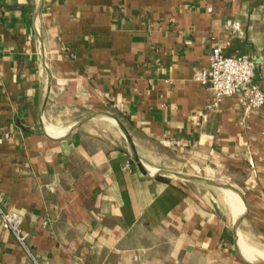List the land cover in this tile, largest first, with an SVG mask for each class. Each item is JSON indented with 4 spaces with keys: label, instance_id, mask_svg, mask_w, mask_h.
<instances>
[{
    "label": "crops",
    "instance_id": "obj_1",
    "mask_svg": "<svg viewBox=\"0 0 264 264\" xmlns=\"http://www.w3.org/2000/svg\"><path fill=\"white\" fill-rule=\"evenodd\" d=\"M216 46L264 90V0H0V264H264V105L206 109Z\"/></svg>",
    "mask_w": 264,
    "mask_h": 264
},
{
    "label": "built area",
    "instance_id": "obj_2",
    "mask_svg": "<svg viewBox=\"0 0 264 264\" xmlns=\"http://www.w3.org/2000/svg\"><path fill=\"white\" fill-rule=\"evenodd\" d=\"M255 75L256 60L252 56L247 53L225 54L220 46H216L211 51L209 66L199 70L195 78L211 93V98L205 105L207 110H215L225 97L239 94L245 114L249 115L264 105V90L253 85ZM0 219L27 247L23 229L24 215L17 210L5 208L1 192Z\"/></svg>",
    "mask_w": 264,
    "mask_h": 264
},
{
    "label": "water",
    "instance_id": "obj_3",
    "mask_svg": "<svg viewBox=\"0 0 264 264\" xmlns=\"http://www.w3.org/2000/svg\"><path fill=\"white\" fill-rule=\"evenodd\" d=\"M173 173L176 174V175L182 176V177H186V178L202 181L204 183L206 182V183H210V184L217 185V186H220V187H225V188H230V189L237 190L232 185H230L228 183L221 182V181H215V180H212V179H209V178L199 177V176L186 174V173H181V172H173Z\"/></svg>",
    "mask_w": 264,
    "mask_h": 264
}]
</instances>
